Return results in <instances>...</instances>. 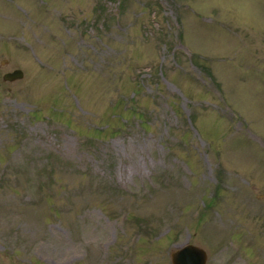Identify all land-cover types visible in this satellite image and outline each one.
Masks as SVG:
<instances>
[{"label":"rangeland","instance_id":"rangeland-1","mask_svg":"<svg viewBox=\"0 0 264 264\" xmlns=\"http://www.w3.org/2000/svg\"><path fill=\"white\" fill-rule=\"evenodd\" d=\"M186 244L264 264V0H0V264Z\"/></svg>","mask_w":264,"mask_h":264},{"label":"water","instance_id":"water-1","mask_svg":"<svg viewBox=\"0 0 264 264\" xmlns=\"http://www.w3.org/2000/svg\"><path fill=\"white\" fill-rule=\"evenodd\" d=\"M24 78L22 70L4 75L5 82H15ZM172 264H207V253L194 245L186 244L171 253Z\"/></svg>","mask_w":264,"mask_h":264}]
</instances>
